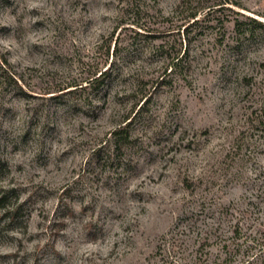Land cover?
<instances>
[{"label": "rangeland", "instance_id": "1", "mask_svg": "<svg viewBox=\"0 0 264 264\" xmlns=\"http://www.w3.org/2000/svg\"><path fill=\"white\" fill-rule=\"evenodd\" d=\"M126 1L0 0V51L33 92H0V264H209L211 225L264 220V30L249 18L264 23V0L217 12L230 20L197 32L190 71L139 111L141 66L167 58L128 46L100 89L50 97L111 63L99 46ZM146 1L165 16L180 2Z\"/></svg>", "mask_w": 264, "mask_h": 264}, {"label": "trees", "instance_id": "2", "mask_svg": "<svg viewBox=\"0 0 264 264\" xmlns=\"http://www.w3.org/2000/svg\"><path fill=\"white\" fill-rule=\"evenodd\" d=\"M234 0H180L171 15L165 16L153 7L146 0H127L122 9L119 23L112 33L102 41L99 48L103 49L107 63L112 57L109 65L87 79L83 86L79 83L59 88L56 96L70 93L76 88H83L90 85L100 89L104 79L114 72L122 47L131 48L132 56L143 57L145 54H156L167 58L163 65L154 68L152 71L141 66V73L137 76L138 82L134 90L140 93L138 111L145 107L149 98L158 88L172 85L174 75H184L190 71V46L197 32L201 34L205 29L215 25L225 26L230 20L229 15L216 13L226 8L233 9L232 5L238 4ZM240 13V11H236ZM216 16V17H215ZM214 18H217L214 21ZM250 22L264 30V23L255 17H249ZM242 21L235 19V29L241 34L246 30L242 29ZM198 30V31H197ZM126 32L129 34L126 43H122ZM116 37V38H115ZM112 41L114 46L112 48ZM136 70V68L134 69ZM80 85V86H79ZM72 86L76 87L73 88ZM11 92V89L19 96H31L33 92L26 88L23 75L19 73L6 53L0 51V92ZM51 91L45 92L49 94ZM44 94V96H45ZM127 125V123H126ZM124 125L119 129L112 130L108 135L109 141L113 139L116 148L121 149L122 144L131 142L132 136ZM108 142V141H107ZM101 149H95L97 154ZM7 199V191L0 193V204L4 206ZM72 210L70 211V213ZM252 223L244 224L242 219L233 227L231 234L225 235L219 232L218 223H214L209 229V245H216L217 251L214 258H209V264H264V220L259 217L253 218ZM209 254L212 256L211 252ZM187 264V263H182Z\"/></svg>", "mask_w": 264, "mask_h": 264}]
</instances>
